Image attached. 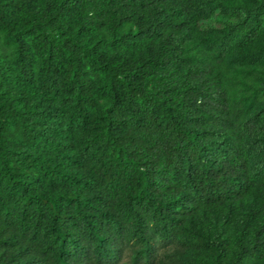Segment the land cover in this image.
Returning <instances> with one entry per match:
<instances>
[{
  "label": "trees",
  "instance_id": "trees-1",
  "mask_svg": "<svg viewBox=\"0 0 264 264\" xmlns=\"http://www.w3.org/2000/svg\"><path fill=\"white\" fill-rule=\"evenodd\" d=\"M263 17L0 0V264H264Z\"/></svg>",
  "mask_w": 264,
  "mask_h": 264
},
{
  "label": "rangeland",
  "instance_id": "rangeland-1",
  "mask_svg": "<svg viewBox=\"0 0 264 264\" xmlns=\"http://www.w3.org/2000/svg\"><path fill=\"white\" fill-rule=\"evenodd\" d=\"M251 0H231V3L234 5H249ZM229 19H231L230 17H227L226 15H224L222 12L218 11V9H214L213 12L206 18H204L203 20L200 21V27L202 28H206V27H210V26H220L224 23H226ZM262 23L264 24V17L262 19ZM264 43V40L261 43L258 44H254L252 45L248 51L254 50L259 48L260 45H262ZM234 62L235 59H232L230 61V66L233 69L236 70H244L243 67L238 66L237 64H235ZM248 68H254L256 70H258L259 72V76L263 75V70L259 69V67H256L254 65H250L247 66ZM246 77L245 81H247L248 83V78L250 77V75L248 73H246ZM239 75H241V73L239 72ZM239 78H242L239 76ZM247 84L246 82H243L242 84V88H246ZM133 251L131 250V248H124L117 260V264H128L130 262L131 259V255H132ZM156 257L160 258V260H156L153 262V264H176V260L175 257H179V253L176 251V249L174 248V245H167L166 247L163 248H158L156 250Z\"/></svg>",
  "mask_w": 264,
  "mask_h": 264
}]
</instances>
